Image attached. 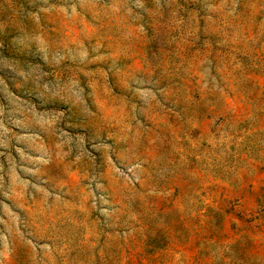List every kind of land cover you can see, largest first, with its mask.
<instances>
[{
  "label": "rangeland",
  "instance_id": "obj_1",
  "mask_svg": "<svg viewBox=\"0 0 264 264\" xmlns=\"http://www.w3.org/2000/svg\"><path fill=\"white\" fill-rule=\"evenodd\" d=\"M0 264H264V0H0Z\"/></svg>",
  "mask_w": 264,
  "mask_h": 264
}]
</instances>
